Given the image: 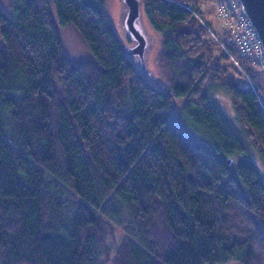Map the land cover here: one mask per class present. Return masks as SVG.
<instances>
[{
  "label": "trees",
  "instance_id": "trees-1",
  "mask_svg": "<svg viewBox=\"0 0 264 264\" xmlns=\"http://www.w3.org/2000/svg\"><path fill=\"white\" fill-rule=\"evenodd\" d=\"M108 1L0 0V264H264V72L185 8L208 0H142L150 78Z\"/></svg>",
  "mask_w": 264,
  "mask_h": 264
},
{
  "label": "rangeland",
  "instance_id": "rangeland-1",
  "mask_svg": "<svg viewBox=\"0 0 264 264\" xmlns=\"http://www.w3.org/2000/svg\"><path fill=\"white\" fill-rule=\"evenodd\" d=\"M233 0H208L207 3H202L200 4L199 8L202 12V14L199 13L200 17L202 18L203 21L205 19L211 23V26L213 30H215L218 34H220L224 29L227 32V36H230V33L228 32L227 28H223L224 23H222L218 18H217V5L219 2H222L225 5H228L232 2ZM236 4H238V10L241 12V8L239 6V3L237 0ZM110 14L112 16V19L114 20V24L116 28L118 29L117 25L120 22V17L122 19L123 13L125 11L123 5L120 3V0H109L106 3ZM121 15V16H120ZM205 18H204V17ZM144 24L146 26V29L149 28V33H148V40L149 44L147 48L144 51L143 54V60H141L138 56L136 55H131L133 59L135 60V63L138 65V67L146 73L150 78H155L158 79L159 75V68L157 67L155 63V53L157 52L159 48L158 44V35L155 31H153L151 25L148 22V19L144 16L143 18ZM225 26V25H224ZM61 39L63 41V44L65 46L66 52L73 58L79 59L87 54V49L85 45L82 43L76 32L71 28V27H64L59 30ZM211 35V34H210ZM212 36V35H211ZM215 40V39H214ZM124 43L126 45L131 46L132 42L129 40L127 37H124ZM262 70V68H261ZM263 71V70H262ZM250 77V76H249ZM212 99L214 102H217L220 106L222 105V108L228 112L230 110L229 108V102L227 100V97L225 96L224 92L221 89H215L212 91ZM183 107V100L178 99L172 102L170 106V110L172 113L181 115V110ZM229 114V112H228ZM183 119V117H182ZM184 120V119H183ZM187 126L189 127L190 131L194 134V136L198 140H205V136L203 134H200L199 130L195 129L193 126H191L188 121H184ZM252 159H254L259 175L261 179L264 181V163L257 158L256 156L251 155ZM237 160V158H235ZM233 161H236V160ZM115 231L113 236H108L106 241L107 243L114 248L117 243H119L121 237H122V230L118 225H114Z\"/></svg>",
  "mask_w": 264,
  "mask_h": 264
},
{
  "label": "water",
  "instance_id": "water-1",
  "mask_svg": "<svg viewBox=\"0 0 264 264\" xmlns=\"http://www.w3.org/2000/svg\"><path fill=\"white\" fill-rule=\"evenodd\" d=\"M237 1L241 11L246 15L257 34L264 56V0ZM120 3L123 5L125 11L117 25L118 32L123 40L124 37L131 40L132 44L129 47L124 43V53L130 56L135 63L131 55H136L143 60L144 51L149 44L148 33L150 30L149 28L146 29L143 21L144 12L142 0H120ZM228 162H230V159H228Z\"/></svg>",
  "mask_w": 264,
  "mask_h": 264
},
{
  "label": "built area",
  "instance_id": "built-area-1",
  "mask_svg": "<svg viewBox=\"0 0 264 264\" xmlns=\"http://www.w3.org/2000/svg\"><path fill=\"white\" fill-rule=\"evenodd\" d=\"M192 14L204 25L206 30L215 41L224 49L228 56L232 59L235 65L243 72L247 80L250 82L249 75L242 69L239 61L231 54V52L226 48L224 42L216 35L213 29L202 20L200 15L192 9V7L187 4L185 5ZM217 18L224 23L225 27L230 33L229 39L235 40L238 47L243 55H252L254 60L259 64L264 72V56L261 49L260 41L253 26L248 21L246 15L238 10V4L233 0L230 4L225 5L219 2L217 5Z\"/></svg>",
  "mask_w": 264,
  "mask_h": 264
}]
</instances>
